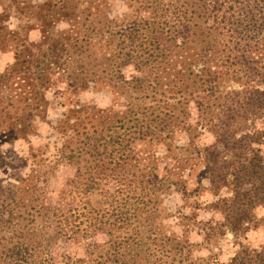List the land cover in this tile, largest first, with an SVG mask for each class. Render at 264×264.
I'll return each instance as SVG.
<instances>
[{
	"label": "rangeland",
	"instance_id": "1",
	"mask_svg": "<svg viewBox=\"0 0 264 264\" xmlns=\"http://www.w3.org/2000/svg\"><path fill=\"white\" fill-rule=\"evenodd\" d=\"M179 3L180 0H0V72L15 61V52L20 60L28 58L27 53L31 59L35 55L43 58L47 52H53L55 57L51 65L54 83L46 91L44 111L34 116V129L12 139L0 136V264H4L2 256L8 248L16 244L26 247V258L21 264H37L45 255L42 235L51 232L55 221L62 222L65 228L75 224V215L79 222H86L98 209L105 213L111 211L106 195L114 190L115 180L103 174L96 188L84 191L70 182L74 165L60 157V148L74 146L90 126L87 118L72 109L80 103H93L102 108L112 106L110 118L114 120L120 114L119 109L124 108V100L132 106L149 103L146 93L121 80L129 79L135 70L133 65L122 63L125 41L130 42L131 38L137 41L135 18L142 15L151 18L155 9L169 15ZM128 24L132 27L131 33L125 32ZM151 25L144 23L141 35H150ZM202 40L200 28L191 27L189 44L193 48L179 50L182 58H196L195 47ZM182 58L175 57V60ZM197 66L192 67L195 70ZM189 75L186 70L181 78ZM158 80L157 96L165 88V79L158 77ZM6 92L10 91L3 93ZM178 96L166 91L161 102L172 110V124L195 126L200 112L192 101ZM19 109L17 114H22ZM116 111L118 114H114ZM15 114L14 106L2 101L0 93V119L6 124L16 122ZM4 126L5 123L0 128ZM199 129L194 142L197 145L211 142V133L205 127ZM187 142L184 131L173 133L168 150L163 141L133 140L132 152L140 160L139 163L135 160V167L137 164L139 168L122 186L129 189L135 185L136 194H140L130 200V206L144 230L143 248L148 250L138 253L135 246L125 264L152 262L176 244L175 240L189 243L185 264L224 263L241 246H264V204L254 209V221L242 234L234 235L223 229L221 233L205 235L202 222L221 219L220 211L211 202L219 196H229L231 191L222 187L216 193L208 187L206 179L200 176L202 164L192 147L187 148ZM260 146L264 149V140ZM109 160L105 159L107 166L111 165ZM154 167L160 175L174 174L181 185L150 193L148 202L143 186H147L146 172ZM155 207L157 210H153ZM84 242L86 245L80 238L58 242L49 249L51 257L45 262L62 264L65 254H76L83 257L85 264H100V261L116 264L105 234L90 233ZM101 252L105 255L100 258ZM5 260L12 259L5 257Z\"/></svg>",
	"mask_w": 264,
	"mask_h": 264
},
{
	"label": "trees",
	"instance_id": "2",
	"mask_svg": "<svg viewBox=\"0 0 264 264\" xmlns=\"http://www.w3.org/2000/svg\"><path fill=\"white\" fill-rule=\"evenodd\" d=\"M169 12L167 15L164 10L155 9L151 18L143 15L135 18L137 41L132 38L130 42L125 41L122 63L133 65L135 70L129 79H120L146 93L150 102L132 106L124 100V108L119 109L120 114L114 113L118 114L114 120L110 118L112 106L102 108L93 103H80L72 110L87 118L89 129L74 146L60 148V157L75 168L70 182L82 190L96 188L103 174L115 180L114 190L106 195L111 211L105 213L98 209L86 222H79L75 215V224L65 228L62 222L55 221L51 232L42 235L45 255L37 264H47L45 261L51 257L49 249L58 242L80 238L86 245L84 241L90 233L105 234L116 264H125L135 246L138 253L148 250L143 248L144 230L130 206V200L140 194H136L135 185L129 189L122 186L139 168L137 164L135 167V160L136 163L140 160L135 159L131 146L135 139L163 141L168 150L173 133L184 131L188 137L186 146L192 147L201 162L200 176L206 179L208 187L216 193L222 187L230 189L229 196H219L211 202L220 211L221 219L202 222L205 235L221 233L223 229L234 235L242 234L254 221V209L264 204V149L260 146L264 140V0H180ZM146 22L152 24L150 35H141ZM193 26L200 28L203 43L195 47L196 58H182L179 50L193 48L189 44ZM126 27L125 32L131 33V25ZM27 55L28 58L20 60L15 52V61L0 72L2 101L12 104L16 113V122L6 124L0 119V126L5 123L0 128V136L9 139L34 129V116L44 111L46 91L54 83L53 52L43 53V58L35 55L31 59V54ZM175 57L182 60H175ZM193 64L198 65L195 70ZM186 70L191 76L181 78ZM158 77L165 79V88L159 96L156 95L160 86ZM150 89L152 94L149 95ZM6 90L10 92L3 93ZM166 91L194 103L201 115L198 124H172V110L161 103ZM32 98L35 101L31 102ZM18 108L22 114H17ZM69 119H66L68 123ZM106 120L111 121L107 123ZM202 127L213 139L197 145L194 139ZM106 158L110 159V166L105 163ZM155 170L154 167L146 172L147 186L143 188L148 202L150 193L157 194L159 190L181 185L174 174L160 175ZM181 188L184 193V187ZM88 211L91 212L90 207ZM175 243L157 256L153 253L156 258L152 262L141 264L180 261L185 264L189 243L186 240H175ZM25 250L22 245L10 246L2 256L3 263L21 264L26 258ZM99 255L101 258L105 253ZM5 257L12 260H5ZM63 257L62 264H85L83 257L76 254ZM100 264L103 263L100 261ZM218 264H264V246H241L226 262Z\"/></svg>",
	"mask_w": 264,
	"mask_h": 264
}]
</instances>
